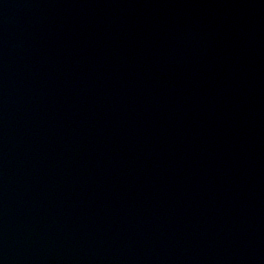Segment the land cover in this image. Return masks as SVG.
Listing matches in <instances>:
<instances>
[{
    "label": "water",
    "instance_id": "obj_1",
    "mask_svg": "<svg viewBox=\"0 0 264 264\" xmlns=\"http://www.w3.org/2000/svg\"><path fill=\"white\" fill-rule=\"evenodd\" d=\"M0 264H264V0H0Z\"/></svg>",
    "mask_w": 264,
    "mask_h": 264
}]
</instances>
